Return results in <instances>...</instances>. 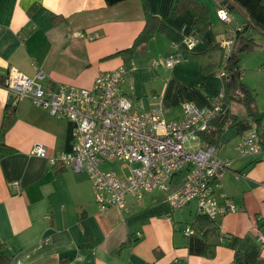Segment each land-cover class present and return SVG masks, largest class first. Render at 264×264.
Wrapping results in <instances>:
<instances>
[{
    "label": "crops",
    "instance_id": "0c3cea01",
    "mask_svg": "<svg viewBox=\"0 0 264 264\" xmlns=\"http://www.w3.org/2000/svg\"><path fill=\"white\" fill-rule=\"evenodd\" d=\"M145 1L157 18L152 37L131 54L115 55L129 49L144 27L142 0H0V78L15 68L30 78L42 72L39 83L46 89L59 84L91 89L100 72L134 67L121 84L132 111L161 107L166 121H177L183 103L211 108L223 86L216 46L229 31L217 16L222 0H196L208 12L200 26L188 10L169 17L172 0ZM226 1L238 13L230 12L232 25L248 22L247 35L259 45L243 51L239 36L234 52L241 82L254 92V111L264 125V5ZM77 32L96 38H77ZM188 34L199 42L185 60L172 68L152 65L176 47L184 52ZM12 101L0 87V127ZM13 106L15 121L3 138L10 151L0 154V243L8 264H264V247L255 240L264 235V152L252 158L236 150L255 127L242 105L228 107L236 124L224 128L215 149L231 163L213 189L218 202L225 197L237 211L215 220L197 215L195 201L172 209L161 191L141 200L127 196L123 208L101 213L85 172L51 167L32 154L36 144L49 156L70 153L74 124L51 117L29 99ZM187 146L195 150L199 141ZM182 181L173 177L169 190ZM192 238L205 242L201 255L189 252Z\"/></svg>",
    "mask_w": 264,
    "mask_h": 264
},
{
    "label": "built area",
    "instance_id": "2783aa9c",
    "mask_svg": "<svg viewBox=\"0 0 264 264\" xmlns=\"http://www.w3.org/2000/svg\"><path fill=\"white\" fill-rule=\"evenodd\" d=\"M217 16L230 26L227 34L218 42L223 50V64L218 72L226 77V66L232 56L240 28L232 25L228 12L220 7ZM77 38L95 39L96 35L75 33ZM199 40L188 34L183 40L184 52L177 49L164 60H154L153 66L172 68L186 59ZM120 67L113 71L100 72L91 89L59 84L43 88L39 81L44 74L39 72L30 78L15 68L7 72L6 89L12 94L14 105L29 99L37 107L56 119H66L74 124L73 148L70 153L49 156L46 148L36 144L32 154L47 160L51 167L70 168L75 173L85 172L94 188V200L102 213L111 207L123 208L127 196L141 200L144 194L154 191L165 193L172 209H180L195 201L197 215L211 220L235 213L237 209L225 197L218 202L213 196L214 186L229 168V159H220L216 149L201 143L199 135L205 133L210 122L220 115L224 98V83L218 98L211 108L200 109L193 103L182 104V116L177 121H166L161 107L139 114L132 111V101L121 92V84L128 71ZM199 141L201 147L191 150L189 141ZM242 157L258 158L264 152L253 130L236 145ZM115 162L136 164L128 175L112 170H102L104 165ZM182 183L170 191V181L181 176ZM14 188L18 183L13 182ZM186 234L191 235L190 228ZM255 240L264 247V235Z\"/></svg>",
    "mask_w": 264,
    "mask_h": 264
},
{
    "label": "trees",
    "instance_id": "16d2710c",
    "mask_svg": "<svg viewBox=\"0 0 264 264\" xmlns=\"http://www.w3.org/2000/svg\"><path fill=\"white\" fill-rule=\"evenodd\" d=\"M261 4L264 5V0H260ZM143 11L145 16V23L142 31L136 37L132 46L124 51H121L115 55L121 54H131L136 47L139 45H144V43L152 37L157 18L152 16L146 5V1L142 0ZM229 5V7H227ZM223 7L228 14L230 12H234L238 14L234 6L229 4L228 1L222 0L220 2V6ZM227 7V8H226ZM190 11L196 20V25H202L207 18V9L205 5L199 4L196 0H172L171 4L168 9V16L175 17L178 14H181L185 11ZM240 28V31L237 33V37H242V45L240 48L243 51H250L255 50L259 45L254 42V39L251 35H247V31L250 28L248 22L243 23L242 26H237ZM221 52V67L223 64V50L217 44L216 46ZM238 58L235 52L232 53V56L229 58L228 64L226 66V77L223 79L225 91H224V98L222 100V105H225L227 108L230 106L231 103H237L242 105L248 115V117L252 120L254 124V130L256 135L258 136L262 146L264 147V125H262L261 119L257 117L254 111V92L248 89L242 82H241V72L239 70V66L237 64ZM232 66L233 69L230 71L229 67ZM221 69V68H220ZM7 80V76L0 78V87L6 88L5 83ZM235 118H231L228 114L227 119L222 122L220 115H218L214 120L210 122L209 128L205 133H201L199 135L201 143L207 146L216 147L219 144L220 135L225 127H232L236 123ZM15 121V108L12 104H8L4 108L1 127H0V154L7 155L9 154L10 149L4 144L3 138L4 134L8 129L12 126ZM201 143L199 142V147H201ZM188 145V144H187ZM1 157V156H0ZM59 168V167H58ZM0 243V264H8V259L4 252L2 251ZM189 252L191 254L201 255L205 249V242L199 238H192L188 245Z\"/></svg>",
    "mask_w": 264,
    "mask_h": 264
},
{
    "label": "rangeland",
    "instance_id": "374dc122",
    "mask_svg": "<svg viewBox=\"0 0 264 264\" xmlns=\"http://www.w3.org/2000/svg\"><path fill=\"white\" fill-rule=\"evenodd\" d=\"M226 26L228 27V30H230V26L228 25ZM136 166H137L136 164H127V163L124 164L123 162H115L112 164L104 165L101 167V169L102 170H112L118 174L124 173L125 175H128L129 170Z\"/></svg>",
    "mask_w": 264,
    "mask_h": 264
},
{
    "label": "water",
    "instance_id": "95a60500",
    "mask_svg": "<svg viewBox=\"0 0 264 264\" xmlns=\"http://www.w3.org/2000/svg\"><path fill=\"white\" fill-rule=\"evenodd\" d=\"M232 69H233V67L230 66L229 70L231 71ZM228 114H229V109L225 105H222L221 112H220V118L222 119V122H224L227 119ZM184 176H185V174L182 173L181 177L183 178Z\"/></svg>",
    "mask_w": 264,
    "mask_h": 264
}]
</instances>
